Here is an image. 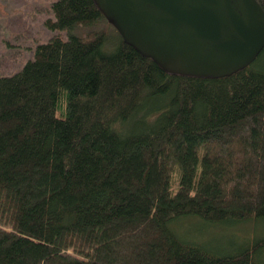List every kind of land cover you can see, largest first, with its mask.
Wrapping results in <instances>:
<instances>
[{
    "label": "trees",
    "instance_id": "trees-1",
    "mask_svg": "<svg viewBox=\"0 0 264 264\" xmlns=\"http://www.w3.org/2000/svg\"><path fill=\"white\" fill-rule=\"evenodd\" d=\"M49 5L64 36L0 74V264H264V48L173 76L107 22L77 34L92 0Z\"/></svg>",
    "mask_w": 264,
    "mask_h": 264
},
{
    "label": "water",
    "instance_id": "water-1",
    "mask_svg": "<svg viewBox=\"0 0 264 264\" xmlns=\"http://www.w3.org/2000/svg\"><path fill=\"white\" fill-rule=\"evenodd\" d=\"M104 19L169 75L227 77L264 48L257 0H92Z\"/></svg>",
    "mask_w": 264,
    "mask_h": 264
},
{
    "label": "rangeland",
    "instance_id": "rangeland-1",
    "mask_svg": "<svg viewBox=\"0 0 264 264\" xmlns=\"http://www.w3.org/2000/svg\"><path fill=\"white\" fill-rule=\"evenodd\" d=\"M51 1L53 0H0V74L8 75L18 71L26 60L32 57L36 44L49 40L53 34L64 36L63 31L61 33L49 31L43 24L51 15L49 5ZM106 22V19L100 20L93 27H81L75 32L83 35L94 28L105 27ZM189 225L199 226L200 222L191 220ZM251 226L252 224L237 225L225 232L214 231L212 234L217 241L218 235H223L225 239L220 241L225 245L227 240L233 237L232 233L242 239L243 236L250 237ZM253 226L255 228L256 224L253 223ZM214 228L216 227L211 229ZM243 229L246 232H242ZM257 234L254 235L258 236Z\"/></svg>",
    "mask_w": 264,
    "mask_h": 264
},
{
    "label": "bare ground",
    "instance_id": "bare-ground-1",
    "mask_svg": "<svg viewBox=\"0 0 264 264\" xmlns=\"http://www.w3.org/2000/svg\"><path fill=\"white\" fill-rule=\"evenodd\" d=\"M107 21V20H106Z\"/></svg>",
    "mask_w": 264,
    "mask_h": 264
}]
</instances>
